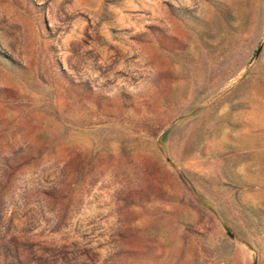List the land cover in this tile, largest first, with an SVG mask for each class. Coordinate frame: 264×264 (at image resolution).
Wrapping results in <instances>:
<instances>
[{"label":"rangeland","instance_id":"1","mask_svg":"<svg viewBox=\"0 0 264 264\" xmlns=\"http://www.w3.org/2000/svg\"><path fill=\"white\" fill-rule=\"evenodd\" d=\"M0 264H264V0H0Z\"/></svg>","mask_w":264,"mask_h":264},{"label":"water","instance_id":"2","mask_svg":"<svg viewBox=\"0 0 264 264\" xmlns=\"http://www.w3.org/2000/svg\"><path fill=\"white\" fill-rule=\"evenodd\" d=\"M259 51V50H258ZM258 53V52H257Z\"/></svg>","mask_w":264,"mask_h":264}]
</instances>
